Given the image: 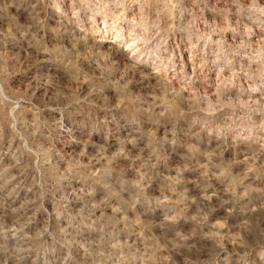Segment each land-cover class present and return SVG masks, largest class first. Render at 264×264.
I'll return each mask as SVG.
<instances>
[{"label": "rangeland", "instance_id": "374dc122", "mask_svg": "<svg viewBox=\"0 0 264 264\" xmlns=\"http://www.w3.org/2000/svg\"><path fill=\"white\" fill-rule=\"evenodd\" d=\"M0 264H264V0H0Z\"/></svg>", "mask_w": 264, "mask_h": 264}, {"label": "bare ground", "instance_id": "6f19581e", "mask_svg": "<svg viewBox=\"0 0 264 264\" xmlns=\"http://www.w3.org/2000/svg\"><path fill=\"white\" fill-rule=\"evenodd\" d=\"M2 229H3V231H5V232H3V233H8V231H15L16 229H13V227L12 226H5V227H2ZM24 247V246H23ZM29 252V251H28ZM27 258V257H26Z\"/></svg>", "mask_w": 264, "mask_h": 264}]
</instances>
